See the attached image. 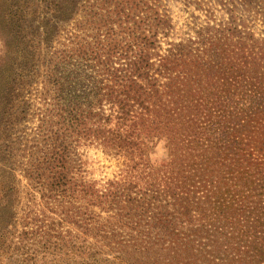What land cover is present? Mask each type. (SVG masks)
<instances>
[{
    "label": "trees",
    "instance_id": "obj_1",
    "mask_svg": "<svg viewBox=\"0 0 264 264\" xmlns=\"http://www.w3.org/2000/svg\"><path fill=\"white\" fill-rule=\"evenodd\" d=\"M80 1L5 2L0 138L18 75L32 79L40 62L27 37L52 50ZM105 1L102 20L119 16V32L104 33L85 72L67 71L64 52L48 61V108L22 171L55 216L20 218L16 150L0 143V264H264V36L230 15L177 38L156 0ZM160 143L168 161L155 166ZM82 145L122 160L125 178L84 182Z\"/></svg>",
    "mask_w": 264,
    "mask_h": 264
},
{
    "label": "rangeland",
    "instance_id": "obj_2",
    "mask_svg": "<svg viewBox=\"0 0 264 264\" xmlns=\"http://www.w3.org/2000/svg\"><path fill=\"white\" fill-rule=\"evenodd\" d=\"M6 1L0 0V19L1 13L6 11ZM41 5H46L43 0H30ZM125 2V0H123ZM152 0H137L134 6H143ZM161 14L171 18L174 26L173 36L183 38L194 33L201 26L207 23L227 22L228 19L234 17L246 22L247 26L255 32L257 36H264V0H156ZM80 11L77 16L69 24H63L61 27V35L55 41L52 50L42 49L41 41L38 38L27 37L26 40L31 44L36 53L40 56V62L35 73H33L34 81L30 84V79L26 76L18 75L19 82L16 87V99L18 111L11 120L7 122L5 128L9 129V139L2 134L0 143H12L15 147V156L12 164L15 166L18 179L20 181L21 201L19 206L20 218H24L28 213L43 214L45 210L46 216L52 215L44 202L40 198V194L36 190H31L28 181L24 178L22 171L27 166L29 151H33L37 141L41 136V128L43 126V118L48 108V101L45 102V80L47 78L48 61L56 57L66 56L67 71L71 68H77L80 72L87 71V64H91L93 58L92 51L98 50L103 44L105 36L113 31L118 34V24L120 17H110L102 20V16L112 13L108 9L105 0H82L80 1ZM111 3H117V0H110ZM113 5V4H112ZM36 5H34L35 7ZM144 12V11H143ZM107 18V17H106ZM32 18H29L30 21ZM115 29H112V28ZM5 38V39H4ZM6 37L0 35V61H6L2 64L5 70H9L8 56L5 55ZM81 46L91 47V49H83L77 53ZM64 54L62 55V53ZM7 54V53H6ZM69 54L74 56L71 63L67 57ZM62 55V56H61ZM61 56V57H60ZM88 62V63H87ZM119 63L118 61H116ZM75 65V67H74ZM10 72H5L3 81H0V101L5 100V86L7 77ZM11 83V81H10ZM51 102V98H49ZM4 108H0V129L4 123ZM2 131V130H1ZM153 147V145H152ZM164 143L154 144L150 155V160L155 166H164L168 161V150ZM77 171L76 174L88 184H94L98 189L105 188L106 185L113 180L125 178L127 170L122 160L116 157L107 156L100 148L92 145H82L76 151ZM2 197V195H0ZM43 217V216H42ZM46 218H42L44 220ZM4 258V257H3Z\"/></svg>",
    "mask_w": 264,
    "mask_h": 264
}]
</instances>
